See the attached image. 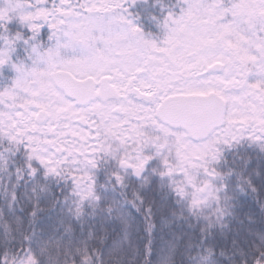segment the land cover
<instances>
[{
    "label": "snow or ice",
    "instance_id": "snow-or-ice-1",
    "mask_svg": "<svg viewBox=\"0 0 264 264\" xmlns=\"http://www.w3.org/2000/svg\"><path fill=\"white\" fill-rule=\"evenodd\" d=\"M0 264H264V0H0Z\"/></svg>",
    "mask_w": 264,
    "mask_h": 264
}]
</instances>
